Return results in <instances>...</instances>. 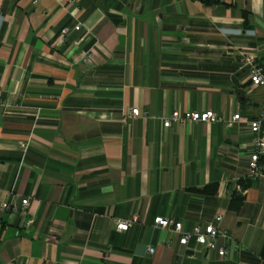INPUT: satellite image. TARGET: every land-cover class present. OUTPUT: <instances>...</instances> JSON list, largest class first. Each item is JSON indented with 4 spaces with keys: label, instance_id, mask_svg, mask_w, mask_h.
Segmentation results:
<instances>
[{
    "label": "crops",
    "instance_id": "1",
    "mask_svg": "<svg viewBox=\"0 0 264 264\" xmlns=\"http://www.w3.org/2000/svg\"><path fill=\"white\" fill-rule=\"evenodd\" d=\"M35 1L0 0V264H264V174L246 179L264 86L238 55L264 67V0ZM175 110L243 120L165 127ZM219 212L222 256L154 225Z\"/></svg>",
    "mask_w": 264,
    "mask_h": 264
},
{
    "label": "built area",
    "instance_id": "2",
    "mask_svg": "<svg viewBox=\"0 0 264 264\" xmlns=\"http://www.w3.org/2000/svg\"><path fill=\"white\" fill-rule=\"evenodd\" d=\"M37 2V0L35 1ZM82 22H78L74 25V30H79L82 27ZM70 32L69 27L62 29V36L65 37ZM239 57L241 61L249 66L250 69V80L254 85L264 86V67L260 64L258 58V53L252 49L241 48L239 51ZM93 57V53L87 52L84 56V62H90ZM1 96V90H0ZM1 105V100H0ZM1 114V112H0ZM142 114L141 110L136 107L129 111V113L124 118L126 121L129 117H138ZM164 121V126L169 127L172 125L173 121L180 124L192 123L196 121L202 122H225L228 127H232L235 122L242 121V116L239 112L235 113L232 118H226L224 115L217 114L213 110L204 111H173L171 117L162 116ZM249 124L250 131L254 134L253 143L250 151V160L248 163L247 177L246 179L250 181H255L264 174V165L261 163V158L264 154V105L260 109L258 115L254 119L247 120ZM23 148L27 147V144L23 141L20 142ZM22 205L26 206L29 203V198L24 197L21 201ZM3 209L16 211L18 208L17 202H10L8 200H3L1 203ZM224 212L217 213L215 220L217 224L210 223L205 228L197 225L191 231H183V223L181 221L175 220L173 217H163L157 216L154 220L155 227L167 229L173 226L174 231L182 233L180 238L181 244L188 247L189 242L194 239L197 245L205 246L207 251L217 250L222 256L226 253V247L219 245L220 237L228 238V233L220 228V223L223 220ZM139 220L137 215H134L130 219H116V228L120 231H126L129 227ZM33 220H27L26 224L30 225ZM56 238L55 234H50L47 236L46 240H52ZM194 249V248H191ZM149 251L153 252L154 248L150 247Z\"/></svg>",
    "mask_w": 264,
    "mask_h": 264
},
{
    "label": "trees",
    "instance_id": "3",
    "mask_svg": "<svg viewBox=\"0 0 264 264\" xmlns=\"http://www.w3.org/2000/svg\"><path fill=\"white\" fill-rule=\"evenodd\" d=\"M205 3H216V2H219V0H201ZM248 185V184H245L244 187ZM201 191H208L207 188H203L201 189ZM244 200V196L241 194V193H235L233 195V198H232V202H231V206H230V209L231 210H236L240 207V205L242 204Z\"/></svg>",
    "mask_w": 264,
    "mask_h": 264
}]
</instances>
